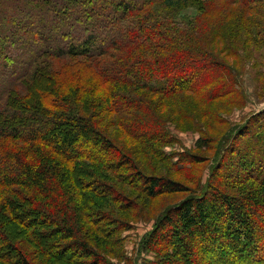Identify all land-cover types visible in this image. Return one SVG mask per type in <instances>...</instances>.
I'll return each mask as SVG.
<instances>
[{"label":"trees","instance_id":"trees-1","mask_svg":"<svg viewBox=\"0 0 264 264\" xmlns=\"http://www.w3.org/2000/svg\"><path fill=\"white\" fill-rule=\"evenodd\" d=\"M232 8L237 17L264 18V0H0V264H34L28 246L46 264H107L94 233L116 227L102 213L122 201L115 183L147 201L186 191L138 166L144 151L133 142L156 155L172 138L168 121L153 118L136 94L244 104L236 44L223 37L212 46L214 36L204 33L205 17L218 14L219 30ZM237 28L264 48L258 19ZM136 111L148 119L127 124ZM259 121L244 135L250 143L227 149L256 176L235 178L241 187L230 192L224 175V189L208 182L207 192L170 208L149 234L159 261L146 264H264ZM129 209L130 202L118 208Z\"/></svg>","mask_w":264,"mask_h":264},{"label":"rangeland","instance_id":"rangeland-1","mask_svg":"<svg viewBox=\"0 0 264 264\" xmlns=\"http://www.w3.org/2000/svg\"><path fill=\"white\" fill-rule=\"evenodd\" d=\"M238 13L239 10L236 8L229 9L227 12L229 21L219 30L216 25L220 16L215 13L205 17L203 25L205 26L204 33L214 36L207 39H212V46H215L223 37L236 44L237 47H235L242 56V61L238 62V68L243 72L240 81L246 96L244 104L240 105L237 99L230 97L207 102L203 94L184 93L165 99L149 92L141 91L136 94L137 98L141 99V102L151 110L152 116H155L153 118L158 117L168 121L166 129L169 137L172 138L171 143L158 146L159 150L156 155H152L149 150L145 151L142 148L143 145L133 142L134 148L139 147L140 151H144L141 156H138L139 152L136 156L138 166L148 177L157 176L180 182L185 186L186 191L147 201L143 194L139 195L136 190L120 182L115 183L114 187L122 195V201L113 204L114 206H103L102 213L109 215L111 227L114 225L116 227L106 235L94 233L93 227L88 228L92 229L99 242L95 250L107 264H146L150 260L159 261L155 251L149 248V234L157 221L170 208L190 196L207 192L208 182L214 185L211 188L224 189L220 185V180H225L224 175H229L233 184V188L227 189L230 192L241 187L236 183L235 178L243 175L249 178L256 176V171L248 173V170L241 165L239 157L232 154V151H227V149L233 150L232 148L237 147L241 142L250 143V138L244 135L259 116L260 121L256 124L257 129L255 130L264 134V48L247 43L246 35L239 36L235 31L241 23L252 17L264 25V18L256 13L237 17ZM205 48L214 50L210 46ZM231 51L233 53L235 50L231 49ZM229 62L235 64L231 59ZM138 118L148 119V115L145 111H136L126 123L134 122ZM110 130L111 132H106L107 135L111 137L117 135L112 129ZM124 138L131 139L128 135ZM200 140L201 143L206 142V144L197 145ZM216 170H219L218 176L213 175ZM249 185L257 187V184L252 181ZM204 189L206 190L203 191ZM144 200L147 204H144ZM129 202L132 209L125 212L118 210L119 206ZM97 218L95 217L96 220ZM103 221L105 222L106 219ZM98 222V225L103 223L101 220ZM102 226L106 229L109 225ZM27 246L28 244L25 247ZM27 250L31 252L30 256L34 264H46V260L37 256L32 246H28ZM167 254H171V250H165L162 256ZM177 259L180 261L178 257ZM76 260L78 261V257ZM72 263L77 264L76 261Z\"/></svg>","mask_w":264,"mask_h":264}]
</instances>
